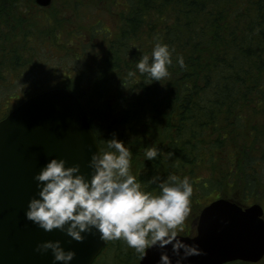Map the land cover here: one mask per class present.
Returning a JSON list of instances; mask_svg holds the SVG:
<instances>
[{"label":"trees","instance_id":"obj_1","mask_svg":"<svg viewBox=\"0 0 264 264\" xmlns=\"http://www.w3.org/2000/svg\"><path fill=\"white\" fill-rule=\"evenodd\" d=\"M62 1L72 17L34 0H0V108L8 106L0 119L32 95L65 88L100 147L115 135L130 148L131 172L146 191H159L153 177H188L183 228L218 197L264 204V0ZM89 9L109 12L112 25ZM157 41L172 64L152 82L136 64ZM150 147L160 154L145 160ZM138 260L121 239L106 241L93 264Z\"/></svg>","mask_w":264,"mask_h":264},{"label":"water","instance_id":"obj_2","mask_svg":"<svg viewBox=\"0 0 264 264\" xmlns=\"http://www.w3.org/2000/svg\"><path fill=\"white\" fill-rule=\"evenodd\" d=\"M34 1L40 7L52 2ZM99 147L85 110L65 88L32 95L0 119V264H63L54 261L51 249L37 250L48 240H59L66 251L75 252L70 264L94 262L106 245L97 230L76 241L59 229L40 228L26 218V210L39 192L34 177L50 159H64L66 166L78 164L90 179L89 161ZM191 226L195 234H179L180 239L196 245L202 254L183 264L258 263L264 257V210L258 203L242 206L217 198L200 210ZM165 251L175 264L178 257L171 244L149 248L137 264H157Z\"/></svg>","mask_w":264,"mask_h":264},{"label":"clouds","instance_id":"obj_3","mask_svg":"<svg viewBox=\"0 0 264 264\" xmlns=\"http://www.w3.org/2000/svg\"><path fill=\"white\" fill-rule=\"evenodd\" d=\"M177 62L183 68V57ZM172 64L168 45L157 41L151 55H142L136 70L150 77L151 81L165 79ZM129 71L128 76L134 77ZM160 154L158 147L147 148L145 160H154ZM132 152L126 144L113 136L106 140L105 147L93 153L89 166L92 169L88 179L80 172V166H66L64 159L52 158L34 177L39 189L38 196L30 199L26 218L45 231L59 229L76 241H83V233L97 230L104 242L123 240L135 250L140 259L153 246L164 249L172 245L178 257L175 264L201 255L196 245H189L180 239V231L190 215L192 185L188 177L170 174L166 179L153 177L158 181V192L146 191L131 172ZM51 249L54 261L70 264L75 256L72 250H65L59 240H48L37 245V250ZM181 249L183 253L181 254ZM157 264H173L167 252H161Z\"/></svg>","mask_w":264,"mask_h":264},{"label":"rangeland","instance_id":"obj_4","mask_svg":"<svg viewBox=\"0 0 264 264\" xmlns=\"http://www.w3.org/2000/svg\"><path fill=\"white\" fill-rule=\"evenodd\" d=\"M86 1V0H85ZM110 0H100V3L103 5V6H105V7H108L109 5H107L108 4V2H109ZM118 1V0H117ZM61 3H63V1L62 0H54V4H52V5H50L49 6V8H53V10L55 11V13H59L58 11H59V9H60V12H61V9L65 12L64 14L65 15H67L68 17H72V14H70L68 11H66V9L65 8H63L60 4ZM67 4H69V3H65V5H67ZM36 5V4H35ZM37 6V5H36ZM68 7V6H67ZM69 8V7H68ZM85 9H86V7L83 5L82 7H80V11L82 12H85ZM90 10V12L91 13H89V16H90V18H92L93 16H95V18H93V19H96V21L98 20V19H101L102 21H103V25L104 26H106V27H110L111 25H112V22H111V17H112V15L109 13V12H106V11H102L101 10V12H99V11H96V10H91V9H89ZM98 12V13H97ZM92 14V15H91ZM38 20H40L39 18H38ZM94 24V21H92L91 23H90V25H93ZM80 38H78V40H79ZM31 40H32V38H31ZM47 41H51V42H53V43H55V39H51L50 40V38L49 39H46ZM76 51V50H75ZM53 57H55V56H52V58L50 59L51 61L50 62H54L55 60L53 59ZM57 57H59V56H57ZM47 66H48V63L47 64H45L44 65V67H43V69H42V71L43 72H45V70L44 69H46L47 68ZM12 103H14V100H12L11 101ZM8 109V106L6 105V104H3L2 105V107L0 108V117L6 112V110ZM215 192H217V191H215ZM214 192V193H215ZM256 197H261L260 195H258V196H256ZM240 198V200H244L243 199V197H239ZM261 198H263V197H261ZM260 198V199H261ZM260 199H257L256 198V200L254 201V202H261L262 203V201H260ZM241 203H245L244 201L243 202H241ZM248 203H250V202H248ZM263 206H264V204H262ZM182 231H184V232H187V231H189V227H187L186 229L185 228H183V230ZM182 231H180V232H182ZM190 233H192V234H194L195 233V229H191V231H190Z\"/></svg>","mask_w":264,"mask_h":264}]
</instances>
